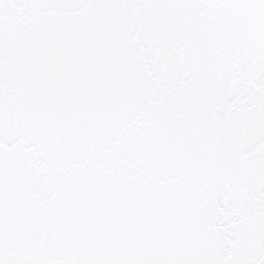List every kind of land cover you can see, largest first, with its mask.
Masks as SVG:
<instances>
[{
	"label": "snow or ice",
	"instance_id": "6c2138e0",
	"mask_svg": "<svg viewBox=\"0 0 264 264\" xmlns=\"http://www.w3.org/2000/svg\"><path fill=\"white\" fill-rule=\"evenodd\" d=\"M0 264H264V0H0Z\"/></svg>",
	"mask_w": 264,
	"mask_h": 264
}]
</instances>
